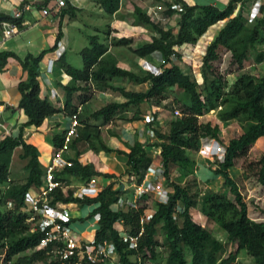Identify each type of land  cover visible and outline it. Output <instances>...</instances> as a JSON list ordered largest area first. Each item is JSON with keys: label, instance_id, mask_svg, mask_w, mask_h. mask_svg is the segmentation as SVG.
<instances>
[{"label": "trees", "instance_id": "1", "mask_svg": "<svg viewBox=\"0 0 264 264\" xmlns=\"http://www.w3.org/2000/svg\"><path fill=\"white\" fill-rule=\"evenodd\" d=\"M174 1L181 7L182 12L171 10L169 5L165 15H179L177 30H167L161 22L153 21L143 9L135 7L133 25L144 27L152 34L149 42H138L137 48H132L135 43L132 38L110 39L108 26L110 42L102 43L97 35L91 37L90 48L81 52L84 63L82 69L72 67L63 55L59 59L60 67L71 77V82L62 86L65 97L63 109L49 97L42 96L40 82V63L47 53L57 49L58 43L63 39L62 24L56 46L38 56L28 54L21 59L12 51H0V73L6 69L9 59L13 58L19 61L28 75L18 85L21 95L18 108L24 111L28 121L17 136L0 137V251L3 253L4 264H11L15 257L28 252L33 253L31 256H24L28 264H62L58 257L50 254L51 247L37 250L44 234L31 232L27 216L21 212L25 200L41 186L45 173L40 163V152L36 146L27 142L24 129L39 128L46 119L59 113L73 116L80 105L88 103L94 97L95 89L117 92L125 101L109 102L87 118L80 119L78 137L70 145L76 151V156L70 160L71 165L57 172V178L65 184L70 183L72 178L81 184H87L93 177L115 178L114 175H104L93 164L83 165L80 162L82 147H88L95 153L104 151L124 155L128 167L124 176L129 180L134 178L137 184H141L153 161L147 147H154L161 151L165 166V184L172 188L170 200L168 204H160L145 196L137 210L117 211L114 205L125 192L113 182L95 197L77 198L73 190L59 189L51 196L50 205L74 207V210L96 205L91 215L99 213L101 220L95 241L113 242L121 264H147L150 259L155 264H161L156 251L159 235L163 237L169 250L163 264H239L237 259L242 252H246L255 264H264V222L250 218L240 187L230 174V170L236 167V161L246 157L250 149L264 138V76L244 71L252 56L254 65L264 63V16L249 24L244 15L247 7L245 0H230L224 10L211 5L189 6L183 0ZM95 2L106 14L113 17L120 10L122 0ZM49 3L50 0H46L38 7L43 9ZM238 4L241 6L237 12ZM78 11V8L69 3L61 14L63 17L69 15L71 19H75ZM224 21L225 25L208 45L202 58L200 82L193 74H186L176 63L183 59L179 49L185 45L197 44L209 28ZM5 22H13L23 28L24 18L14 19L10 14L0 12V34ZM111 47L128 48L141 59L159 54L160 71L137 73L124 69L119 66L118 58L110 52ZM225 53L231 54V65L236 66V71L240 72L233 83L229 82L219 67ZM118 81L135 85L148 84L149 88L146 91H128L123 86H116L115 82ZM175 92L179 94L176 101L182 110L181 115L173 114L166 130L156 129L153 143L137 140L134 145H127L129 151L126 152L113 150L102 141V127L118 120L130 123L143 121V104L154 105V102L166 101ZM211 113H217L218 119L223 123L236 121L243 131L239 137L229 141L223 160L217 162V169L214 171L224 179V185L234 200L226 194L200 188L195 177L197 165L192 156L200 151L202 140L212 138L220 141V127L200 121ZM65 135L66 132L54 136L55 150L63 146ZM15 159L23 164L26 173L25 178L20 181L12 178ZM175 168L183 170L180 180H185L184 183L174 181L172 170ZM245 172L255 176L264 185V157L257 162H251ZM151 201L155 203L154 208L150 205ZM9 203L12 207H9ZM194 210H199L208 222L225 231L228 242L236 245L237 250L224 256L227 253L226 243L195 222ZM152 212L153 218L142 224L143 218ZM175 214H178L177 221L174 220ZM78 220L84 221L73 217L66 224ZM120 224L128 234L135 237L144 229L137 249H130L129 243L124 242L118 228ZM186 249L189 250L190 261L187 259ZM51 255L56 260H50Z\"/></svg>", "mask_w": 264, "mask_h": 264}, {"label": "crops", "instance_id": "2", "mask_svg": "<svg viewBox=\"0 0 264 264\" xmlns=\"http://www.w3.org/2000/svg\"><path fill=\"white\" fill-rule=\"evenodd\" d=\"M46 0H0V12L11 14L18 8L24 6V5H30L32 7V10L28 12H24L23 18H24V24L23 28L19 31L18 34H20L26 27L30 26V22L26 20L27 15H31L33 18L41 19V14L37 12L36 9H39L38 5H41ZM80 0L74 1V6L80 10L78 6ZM95 1V0H94ZM186 2L189 6H215L219 8L220 10H224L227 8L230 0H183ZM246 11L244 13L245 18L247 19L249 24H253L256 22L257 19L262 18L264 16V11H262L264 6V0H261V5L256 4V0H245ZM174 0H122L120 10L117 14H115L113 17H111V23H110V36L109 38H132L135 40V43L132 45V48H137L138 42L142 39L143 41L149 42L151 40V33L146 30L144 27L141 26H134L133 25V13L135 11V7H139L143 9L144 12H146L153 21H156L155 18L151 16V12L153 9H156L158 6H163L164 8H167L169 5H178L174 3ZM240 4H238L237 12L240 10ZM40 12H42V9H39ZM165 12L159 13L160 18H164L165 22L163 25L165 28L168 29H176L177 30V21L179 18L178 14H175L174 16L167 17L165 15ZM45 17H53L55 21L60 18V23L62 24L66 17H63L61 12L52 10L50 15L44 16ZM59 23V25H60ZM226 21L220 22L217 25H214L213 27L209 28L207 33L201 37V39L198 41L195 45H185L184 47L180 48L179 51L181 52L183 59H185V55L191 59V61H194V58L199 59L202 66V58L206 53V49L208 45L213 41L214 37L218 34V32L222 29V27L225 25ZM63 31V30H62ZM109 31V28H108ZM59 32V27L57 28V33H55L52 37L51 43H50V49L54 48L56 46L57 42V35ZM142 32V36H139ZM64 33V31H63ZM16 34V35H18ZM14 35V36H16ZM12 36V37H14ZM11 37V38H12ZM10 38V39H11ZM9 40V39H7ZM7 40H2L0 45H4ZM64 45L67 48V41L64 33V37L62 39ZM9 48V47H5ZM113 49H123V48H112L110 49V52L114 55ZM16 47H10L8 51H12L18 55L16 52ZM46 51V50H43ZM42 51V52H43ZM41 52V53H42ZM56 50L53 52H49L45 55L43 61L40 63V82L42 86V96L49 97V99L56 104L59 108H64V92L62 89V86H66L71 82V77H69L63 69L60 67L59 60H56L55 66L52 72H48L47 66L50 60H55L56 58ZM40 53V54H41ZM67 53V51H66ZM66 53L64 56H66ZM32 54V53H30ZM33 55V54H32ZM19 56V55H18ZM229 56L231 57L230 53H225L224 57ZM20 57V56H19ZM119 60V66L135 71L134 67L130 66V59H126V57L119 58V56H116ZM21 58V57H20ZM138 58V57H136ZM182 59V60H183ZM138 60H147L148 63L153 62H161V58L159 54H153L151 57L148 58H138ZM224 60V59H223ZM231 61V60H230ZM259 65H249V68L260 66ZM246 66V65H245ZM160 68V67H159ZM160 70V69H159ZM142 71V72H148ZM201 71V70H200ZM137 72V71H135ZM151 72H159V71H151ZM138 73V72H137ZM233 75V74H230ZM27 73L23 70L20 63L16 59H9L6 69L0 73V106L2 110V120L5 122V124L10 128L12 131V134L14 136H17L20 132V130L23 128V125L28 121L27 116L25 115L24 111H21L18 106L21 100V95L18 91V85L21 81L27 79ZM116 85V84H115ZM129 85L125 87L128 91H133L136 89L134 83L129 82ZM118 86V85H116ZM124 87V86H123ZM138 90L146 91L149 88L148 84L139 85ZM98 92V96L95 94ZM96 97L98 100L103 97L105 100H103V104L98 103L96 100ZM124 98L117 92L111 91V90H94V97L86 104L80 105L79 110L84 111L86 115L83 116V119L87 118L91 114H93L96 110H91L90 113L88 112L90 108L95 107L97 110L109 102H124ZM78 110V111H79ZM141 110L143 113V121L138 122H125L118 120L115 123H111L105 127H102L100 129L101 131V137L103 135L102 141L111 149L113 150H121L128 152L129 149L127 148V145H134V143L139 140L143 142H148L145 137H141V133H144L148 130V126L146 123V116L148 113H152L155 118L157 119L156 122V128L160 129L165 127V119L166 114L159 113L158 111H161L159 108H156L155 105H151L150 103H145L141 106ZM158 113V114H157ZM217 115V114H216ZM210 117L209 115L204 116L201 118V120H204L203 123H209L211 120H208ZM217 118V117H216ZM223 123L218 119V122L212 123L213 126L218 125L221 129V132L223 130V127L227 123L234 124V121ZM95 125H98V122L94 123ZM169 124V122H168ZM167 124V125H168ZM228 124V127L230 125ZM223 125V127H222ZM70 127V117L65 115L64 113H59L54 115L53 117H50L45 120L43 125L39 128L36 127H28L24 129V135L28 143L36 146L40 152V163L42 165L43 170L46 169L48 164L50 163L52 156L55 151L53 138L57 134H63L67 132L68 128ZM107 135V136H106ZM202 146V142H201ZM154 150H159L154 147H147V151L153 155ZM202 150L204 151H212L210 147H205ZM82 155L80 157V162L83 165L87 164H93L97 170H99L104 175H114L115 178L112 177H97V187H100V190L105 189L108 187L111 183H116L117 188H121L122 185L125 188V185H129V178L127 176H124L126 171L128 170L127 167V158L124 155H120L117 152L113 153H106L104 151L95 153L88 147H82ZM160 151V150H159ZM203 159L200 157L202 164H209V159L207 156L201 154ZM76 156V151L71 149V146L69 147V150L64 154V158L68 161L73 159ZM205 161V162H204ZM200 168V166H198ZM201 168L200 171L201 172ZM207 169H204L206 172ZM202 175H200V178H202ZM73 179V178H72ZM134 179V178H133ZM132 180V179H131ZM76 184L74 186H71L73 188L80 187L81 184L77 180ZM211 181V180H209ZM209 181H205V185L208 187H205L206 189H211L209 186ZM127 187V186H126ZM215 191V190H213ZM36 193L33 192V194ZM91 206H87L84 210H79L78 214L79 216L75 218L83 219L84 221H76L75 223H72V228L84 235L86 238H92L95 237L98 224L94 222V220L91 218L89 219L87 216L88 214L92 213L93 210L90 209ZM88 210V212L86 211ZM95 210V208H94Z\"/></svg>", "mask_w": 264, "mask_h": 264}, {"label": "rangeland", "instance_id": "3", "mask_svg": "<svg viewBox=\"0 0 264 264\" xmlns=\"http://www.w3.org/2000/svg\"><path fill=\"white\" fill-rule=\"evenodd\" d=\"M80 10L76 14L75 19H71L69 15H66L64 22L62 23V30L65 33L66 37V43H67V53L65 56V60L68 64H70L72 67L76 69H82L84 66L83 59L81 56L82 50L85 48H90V39L93 36H99V39L102 43L110 42V39H108L107 31L108 26L111 23V16L106 14L94 0H80L78 3V6ZM38 13L41 15V19L33 18L31 15H27L26 20L30 22V26L26 27L20 34L12 37L11 39L7 40L4 45H0V51H4L10 48V47H16V52L21 57V59H24L28 54L32 53L35 56L40 55V53L43 50H49L50 49V43L52 40V37L55 33H57V28L60 27L61 23L60 18L56 19L55 21L53 17H44L42 12L39 11V9H36ZM60 23V25H59ZM164 24L165 22H161ZM111 32V31H110ZM140 33V32H138ZM142 33V32H141ZM139 34V36H142V34ZM108 39V41L106 40ZM3 40V35L0 34V43ZM140 42H143L141 39ZM9 47V48H5ZM113 53H115L116 56H119V58L126 57V59H130V66L134 67L135 71L138 73H142V71H160L159 67L161 62H149L147 60H138L136 56L132 53V51L128 48L123 49H113ZM187 55V54H186ZM185 55V59L182 61H176L178 65L182 67L184 72L186 74H193L198 81L201 80V62L199 59L194 58V61L187 57ZM223 61L221 64H219L221 72L226 74L228 80L230 83H233L236 79V76L240 73L236 71V66L231 65V57L226 56L223 57ZM253 56L251 58V61L246 63L245 70L246 72H250L256 76H264V63H262L260 66L251 67L249 68V65L254 64L253 62ZM157 73V72H156ZM233 74V75H229ZM116 85L128 87L129 82H123L118 81L115 82ZM132 87V86H130ZM136 91H142L138 90L139 85L135 86ZM135 91V90H133ZM98 92L95 94L96 96ZM175 95H170L169 99L166 101L156 103L155 107L159 108L161 111H158L159 113L166 114V121H165V127H163V130L167 129V124L172 119L173 114L175 115V110L182 111L180 109V105L176 101V96L179 94L176 92ZM96 100L97 97H96ZM103 100H105L103 97H101L100 100L97 102L100 104H103ZM91 110H97L95 107H92L89 109V113ZM158 114V113H157ZM217 113H211L208 117V120H211L210 123H216L218 122V116ZM86 115L84 111H81L80 113V119L83 120V116ZM217 117V118H216ZM201 123L205 122L204 120H201ZM223 124V123H220ZM227 123L221 132L219 133L220 141H217L212 138H206L202 140V146L200 148V151L197 153H194L192 158L196 161V167H195V177H197V182L200 185V188L207 187L205 185V181H209V186L211 189L215 190L214 192H218L221 194H226L230 199L234 200L233 195L229 192V189L224 185V179L221 176H217L215 174V170L217 169V162H221L223 160L224 154H225V147L228 145L229 141L233 138L239 137L243 131L241 126L234 121V124H229L230 127H228ZM107 136V135H106ZM103 138V135L102 137ZM205 147H210L213 149L212 151H204L202 150ZM207 156V158L210 160L209 164L205 163L202 164L200 157L203 159L202 155ZM262 157H264V138L260 139L249 151L248 155L242 159H239L236 161V167L230 170V174L234 180L238 183L240 190L243 194V197L248 205V213L251 219L257 221V222H264V185L259 183L257 178L253 175H249L245 172V169L251 162H257ZM205 162V161H204ZM202 169L201 172L200 168ZM13 175L12 178H14L16 181H20L25 178L26 173L23 170V164L15 159L12 167ZM204 169H207L206 172ZM173 178L175 182L184 183L185 180H180L181 176L183 175V170L180 168H175L172 170ZM202 175V178H200V175ZM192 178V177H190ZM69 186L77 185L75 179H71L70 183H66ZM170 190H172L171 187H168ZM208 188V187H207ZM212 190V191H213ZM150 205L152 208L155 207L154 201L150 202ZM97 206H91V210H94ZM70 209L73 217H78V211L80 210H74V207H67ZM74 208V209H72ZM87 207L82 208V210L86 209ZM88 212V210H86ZM93 219V215L89 216V219ZM193 218L195 222L200 224L202 227L208 229L213 233L214 236H216L219 240L226 243L227 253L224 255H229L230 253H234L237 250V246L234 244H230L227 240V233L223 231L219 226L210 223L206 220V218L203 216V214L199 210L193 211ZM158 253V262L163 264L164 260L167 258L169 250L168 247L164 244L163 237L159 235V246L156 249ZM0 251V264H4V257L3 253ZM187 253V259L190 261V253L189 250L186 249ZM33 253L28 252L25 254H21L17 257H15L11 264H28L24 260V256H31ZM50 260H56L54 256L51 255ZM237 262L239 264H255L254 260L247 255L246 252H242L239 254ZM36 264H45L43 262H39ZM147 264H155L153 260L150 259V261L147 262ZM157 264V263H156Z\"/></svg>", "mask_w": 264, "mask_h": 264}, {"label": "built area", "instance_id": "4", "mask_svg": "<svg viewBox=\"0 0 264 264\" xmlns=\"http://www.w3.org/2000/svg\"><path fill=\"white\" fill-rule=\"evenodd\" d=\"M74 1L78 0H50L48 6L42 9V14L43 16H48L52 10L61 12L69 3L74 6ZM256 4L261 5V0H256ZM170 8L171 10L182 12L179 5H171ZM168 9L169 7L158 6L153 9L151 16L155 18L156 22H162L164 18H160L158 14ZM30 10H32L30 5H24L10 15L14 19H20L23 17L24 12ZM20 30L21 27L16 23H3V39H10L18 34ZM66 51L67 48L61 40L55 52V60H50L48 63V72L53 71L56 60H59ZM1 113L0 106V137L14 136L10 128L2 120ZM175 115L180 116V111L175 110ZM156 122L155 116L152 113H148L146 116L148 130L141 133V137H145L149 144L156 139ZM79 127H81L80 110L70 117V127L66 132L63 146L54 151L52 159L45 169L41 186L36 188V193H31L25 200L21 212L26 214L27 223L31 225V232L44 234V238L37 250L51 247L50 254L52 253L58 257L62 264H121L116 245L113 242L103 241L96 243L94 237H84L82 233L74 230L71 224H66L73 218L69 208L63 205H57L56 207L50 205L51 196L59 189L66 191L71 189L77 198L95 197L102 191L100 187H97V177H93L87 184H83L78 188L67 186L57 178V172L61 171L65 166L71 165L70 161L64 158V154L69 150L73 139L78 137ZM152 160L141 184H137L135 179H132L129 180V185H125V188L122 185L120 189L125 192V195L120 197L114 205L117 211L128 212L137 210L145 196L152 198L157 203L168 204L172 190L165 184V166L161 158V151L154 150ZM9 207H12L11 203H9ZM91 214H88L87 217L89 218ZM153 215V212L147 214L143 218L142 224L150 221ZM93 220L98 224L101 220V215L99 213L93 214ZM174 220H178V214L174 215ZM118 228L122 233L124 242L129 243L130 249H137L139 238L142 236L144 229H142L139 236L135 237L128 234L122 224ZM72 261L73 263H71Z\"/></svg>", "mask_w": 264, "mask_h": 264}]
</instances>
